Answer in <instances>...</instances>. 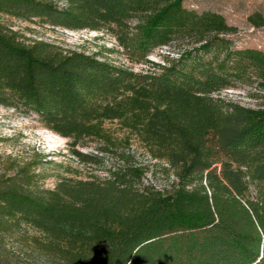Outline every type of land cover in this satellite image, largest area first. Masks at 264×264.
I'll return each instance as SVG.
<instances>
[{
    "label": "trees",
    "instance_id": "16d2710c",
    "mask_svg": "<svg viewBox=\"0 0 264 264\" xmlns=\"http://www.w3.org/2000/svg\"><path fill=\"white\" fill-rule=\"evenodd\" d=\"M186 1L0 0V106L37 115L88 163L97 157L76 148L111 150L117 123L173 179L161 191L128 165L47 189L39 159L6 161L0 264H264V107L223 96L264 91V52L235 49L236 28ZM4 17L110 35L148 69L25 39ZM185 39L194 45L177 57L150 59Z\"/></svg>",
    "mask_w": 264,
    "mask_h": 264
},
{
    "label": "rangeland",
    "instance_id": "374dc122",
    "mask_svg": "<svg viewBox=\"0 0 264 264\" xmlns=\"http://www.w3.org/2000/svg\"><path fill=\"white\" fill-rule=\"evenodd\" d=\"M185 7L198 14L212 12L222 15L229 26L237 29L232 36L235 49L264 52V0H187ZM255 21H263V24L256 27ZM3 22L28 40L46 41L90 54L102 53V58L135 71L148 69L132 64L125 50L110 35L89 30L53 28L12 17H4ZM193 45L191 39L178 40L167 48L156 50L150 59L155 63H163V56L177 57ZM223 96L248 108L264 107V91L259 90L255 82L250 85L239 84L225 91ZM106 128L120 140L117 146L111 150H104L103 146L96 143L77 147L76 150L85 156L97 157L96 162H83L73 154L71 141L47 129L37 115L0 106V172L6 161L24 165L39 159L42 164L37 173L40 174L41 185L54 189L66 178H105L111 171L137 165L149 169L143 181L146 186L151 185L161 191L171 189L173 179L162 172V164L153 160L135 138L124 142L129 135L117 123H107Z\"/></svg>",
    "mask_w": 264,
    "mask_h": 264
}]
</instances>
